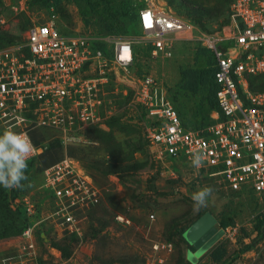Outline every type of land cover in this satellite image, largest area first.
I'll list each match as a JSON object with an SVG mask.
<instances>
[{
	"label": "rangeland",
	"instance_id": "1",
	"mask_svg": "<svg viewBox=\"0 0 264 264\" xmlns=\"http://www.w3.org/2000/svg\"><path fill=\"white\" fill-rule=\"evenodd\" d=\"M145 1L29 0L28 13L15 17L5 0H0V14L11 21L9 31L0 28V46L18 38L45 12L42 4L55 6L61 29L68 33L99 42L136 35L135 19L123 13L136 12ZM157 1L189 20L194 33L200 34L227 25L232 0ZM196 44L176 40L170 59L147 55L141 66L167 87L189 123H203L209 111L204 88L193 93L179 87L181 70L193 71L208 64ZM132 79L120 69H108L100 119L65 142L45 130L36 141L46 148L28 163V180L22 182L25 186L11 190L0 186V264H264L262 226L255 227L257 215L264 209L252 194L226 190L216 178L194 174L183 161L158 159L146 135L145 113L134 99ZM256 88L264 89V77ZM64 158L73 159L90 175L95 189V197L76 208L78 229L72 232L58 223L53 195L43 186L44 171ZM169 167H173V175ZM206 186L213 188L212 195L206 205H196L193 194ZM24 197L34 204L30 218L16 206V200L22 202ZM117 213L128 216L132 224L117 223ZM205 213L211 214L217 228L222 217H231L240 226V233L231 242L218 238L192 262L190 254L197 247L183 233ZM28 226L32 228L29 237L22 235ZM158 243L170 249H155ZM220 244L225 253L214 261L212 251Z\"/></svg>",
	"mask_w": 264,
	"mask_h": 264
},
{
	"label": "built area",
	"instance_id": "2",
	"mask_svg": "<svg viewBox=\"0 0 264 264\" xmlns=\"http://www.w3.org/2000/svg\"><path fill=\"white\" fill-rule=\"evenodd\" d=\"M27 1L5 0V5L18 17L28 13ZM42 7L45 12L18 38L0 46V126L31 138L28 163L44 152L46 146L36 138L45 130L65 142L100 119L103 86L113 67L133 76L134 99L145 113L146 135L158 159L183 161L194 174L216 178L226 190L252 194L264 209V89L256 88L264 77V0H232L227 25L200 34L165 4L146 0L137 10L136 35L100 42L63 31L55 6ZM10 27L9 17L0 14V28ZM179 39L195 41L214 58L217 109L209 111L203 125L185 122L167 87L141 67L147 55L170 59ZM195 153L204 155L200 167L191 163ZM77 165L64 158L44 171L43 186L53 195L58 223L70 232L78 229L76 208L95 197L91 176ZM16 206L24 217L34 212L28 197L16 200ZM114 219L132 224L124 214ZM215 228L224 241L240 233L237 223ZM31 233L28 226L22 235ZM154 248L170 249L159 243Z\"/></svg>",
	"mask_w": 264,
	"mask_h": 264
},
{
	"label": "clouds",
	"instance_id": "3",
	"mask_svg": "<svg viewBox=\"0 0 264 264\" xmlns=\"http://www.w3.org/2000/svg\"><path fill=\"white\" fill-rule=\"evenodd\" d=\"M33 151L34 145L28 135L12 129L0 132V186L7 190L25 186L22 182L28 180L26 170ZM203 162L202 153L193 154L191 163L194 167H200ZM212 193V187H203L193 194L192 200L196 205L204 206Z\"/></svg>",
	"mask_w": 264,
	"mask_h": 264
},
{
	"label": "trees",
	"instance_id": "4",
	"mask_svg": "<svg viewBox=\"0 0 264 264\" xmlns=\"http://www.w3.org/2000/svg\"><path fill=\"white\" fill-rule=\"evenodd\" d=\"M48 5L49 4H42V6H48ZM123 15H131L135 19V22H137V11L136 12L126 11L123 13ZM136 26H137V24H136ZM105 27H106V29L110 28V26H108V25H106ZM137 29H138V27H137ZM197 47L201 53L202 58L204 59V62H206L208 64H206V66L203 68H198V69L193 70V71L181 70L180 71L179 87L182 88L183 90H187V91H190L193 93H196V92L200 91L201 88H204L206 91V94L204 95L203 98H204V101L206 102V104L208 105V107H209L208 109L210 111L212 109H217V103H216V99H215L216 84L214 83V72L216 70V67L214 66L215 62H214V58L212 56V53L208 49L200 47V46H197ZM172 100L176 106V103H175L173 97H172ZM178 111H179V109H178ZM209 111H208V113H209ZM179 113H180V116L182 117V119H184L183 115L181 114L180 111H179ZM208 120H209L208 116H207L206 121H204L203 123H189L187 120L184 119L185 122L192 124V125H197V124L203 125L206 122H208ZM257 218H258V221H257L255 227L257 229H259V227L262 226L261 235H264V210L257 215ZM218 223H219V226L221 228H225L230 224H234V221L231 217H222ZM212 229H213V236L216 239L219 233L215 232L216 228L214 226L212 227ZM202 250H200V251H202ZM224 253H225L224 245L220 244L219 246H217V248L215 250L212 251L213 260L214 261L220 260L221 257L224 255ZM219 264H223V263L220 262Z\"/></svg>",
	"mask_w": 264,
	"mask_h": 264
},
{
	"label": "water",
	"instance_id": "5",
	"mask_svg": "<svg viewBox=\"0 0 264 264\" xmlns=\"http://www.w3.org/2000/svg\"><path fill=\"white\" fill-rule=\"evenodd\" d=\"M215 223V219L211 216L210 213H205L200 218H198L184 233L183 236L191 243H194L197 247V252L200 253L204 251L207 247H209L213 242H215L220 235V232H218V236L215 239L214 236L209 238L208 240H205L207 236L202 234L209 228L213 227V224Z\"/></svg>",
	"mask_w": 264,
	"mask_h": 264
},
{
	"label": "crops",
	"instance_id": "6",
	"mask_svg": "<svg viewBox=\"0 0 264 264\" xmlns=\"http://www.w3.org/2000/svg\"><path fill=\"white\" fill-rule=\"evenodd\" d=\"M195 256L193 254H190V258L192 260V262H196L198 260V258L203 254L204 251H201L200 253L197 252V250H195Z\"/></svg>",
	"mask_w": 264,
	"mask_h": 264
},
{
	"label": "flooded vegetation",
	"instance_id": "7",
	"mask_svg": "<svg viewBox=\"0 0 264 264\" xmlns=\"http://www.w3.org/2000/svg\"><path fill=\"white\" fill-rule=\"evenodd\" d=\"M203 235H205V236L208 235V237H206L205 240H208L209 238H211V237L213 236V229H212V226L209 227V228H208V229L202 234V236H203Z\"/></svg>",
	"mask_w": 264,
	"mask_h": 264
}]
</instances>
